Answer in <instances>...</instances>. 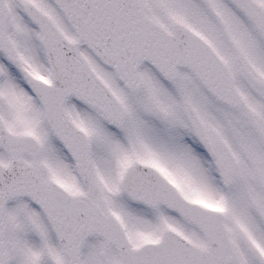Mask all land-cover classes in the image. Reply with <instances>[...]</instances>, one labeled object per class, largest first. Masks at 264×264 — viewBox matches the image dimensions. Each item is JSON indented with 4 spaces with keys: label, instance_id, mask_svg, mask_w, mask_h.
Masks as SVG:
<instances>
[{
    "label": "snow or ice",
    "instance_id": "6c2138e0",
    "mask_svg": "<svg viewBox=\"0 0 264 264\" xmlns=\"http://www.w3.org/2000/svg\"><path fill=\"white\" fill-rule=\"evenodd\" d=\"M0 264H264V0H0Z\"/></svg>",
    "mask_w": 264,
    "mask_h": 264
}]
</instances>
